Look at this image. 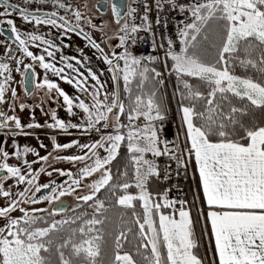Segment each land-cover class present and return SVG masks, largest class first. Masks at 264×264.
<instances>
[{"label": "snow or ice", "instance_id": "1", "mask_svg": "<svg viewBox=\"0 0 264 264\" xmlns=\"http://www.w3.org/2000/svg\"><path fill=\"white\" fill-rule=\"evenodd\" d=\"M83 7L0 0V264H264V0Z\"/></svg>", "mask_w": 264, "mask_h": 264}, {"label": "rangeland", "instance_id": "2", "mask_svg": "<svg viewBox=\"0 0 264 264\" xmlns=\"http://www.w3.org/2000/svg\"><path fill=\"white\" fill-rule=\"evenodd\" d=\"M72 2L74 3V6L79 7L80 10L82 12H87V10L83 7V4L85 3V0H72ZM86 2L89 4V6L94 5L96 3V0H86ZM89 15H92L93 13H88ZM105 20L108 19V16L104 17ZM94 22L99 24L100 23V19L98 20L97 17H94ZM16 23L17 26L21 28V30H25L26 28H30L31 26H27L24 25L18 18H16ZM42 31H48L47 27L44 26L41 29ZM85 30L87 31V27H85ZM53 35L56 34V29H51ZM93 35L98 36L97 33H93ZM63 41V46L60 49V52L57 53L56 55V63L57 66H60V55L63 54L67 57H72V56H76L77 58H80L81 55H87L89 57V66L93 67V70L99 71L101 69H104V65L102 64V62L98 61L95 57V50L91 49L90 46H87V42L82 38V37H78L76 36L74 33L68 34L62 38H60ZM5 39L0 36V41H4ZM57 43L59 44L60 41L58 40ZM81 50H83V52H81ZM0 52H2V48H0ZM73 64H75V61H71ZM38 72L41 74L40 78L42 79V75H43V70L42 69H37ZM82 71L84 69H81ZM66 71H68L66 69ZM51 77V73L48 74ZM19 75L16 74V80L19 81ZM106 78V77H105ZM56 79L58 83H60L61 87L68 92L69 94H74V89L72 87V85H69L67 83H65L64 81H59L58 78H53ZM17 90L20 96V102H25L28 104H36L39 103L40 98L43 96V92H36L34 96L29 97V98H25L23 91L18 87L17 85ZM62 102V100H61ZM49 108H57V105L54 103H46L44 105V109L45 111H47ZM58 110V115L61 118L67 119V115L64 111L63 108H57ZM18 114L21 116L22 119L26 120V121H31L33 113L31 110H28L26 112H19L18 110ZM35 119L38 122H43L45 119H47V117L44 116L43 112H41L39 109H36L35 113ZM75 122V121H74ZM37 134L40 137V140H42L45 144H50V141L48 139V135L45 133V130H36ZM73 132V136L72 137H67L65 135H61L58 137V139L60 140V142H67L69 139L71 138H79L81 140H86V138L84 137H80L75 130H72ZM18 143L20 144L21 147H23L25 144L29 145V146H37L38 145V141L35 138V136L33 137H29V138H25V137H19L18 138ZM41 154H45L44 150L42 149H38ZM50 150V149H49ZM31 159V157H29ZM57 167H61V168H68L69 165L67 164H63V163H58L56 165ZM49 179H53V180H58V182H62L64 179L66 178H60L57 177L55 174L49 178L47 175H42L40 177V183H45L47 182ZM42 206V205H41Z\"/></svg>", "mask_w": 264, "mask_h": 264}, {"label": "water", "instance_id": "3", "mask_svg": "<svg viewBox=\"0 0 264 264\" xmlns=\"http://www.w3.org/2000/svg\"><path fill=\"white\" fill-rule=\"evenodd\" d=\"M121 2H122V0H117V3H121ZM2 31L4 32V36L6 38L10 35V33L8 32L7 27L4 26V28H2Z\"/></svg>", "mask_w": 264, "mask_h": 264}, {"label": "flooded vegetation", "instance_id": "4", "mask_svg": "<svg viewBox=\"0 0 264 264\" xmlns=\"http://www.w3.org/2000/svg\"><path fill=\"white\" fill-rule=\"evenodd\" d=\"M97 19L99 20V17H97ZM4 26L5 27H7V25L6 24H0V30H2V28H4ZM4 39H6V37L3 35L2 36ZM41 77H43V75L41 76ZM19 79H20V76L18 77ZM29 98V97H28Z\"/></svg>", "mask_w": 264, "mask_h": 264}, {"label": "built area", "instance_id": "5", "mask_svg": "<svg viewBox=\"0 0 264 264\" xmlns=\"http://www.w3.org/2000/svg\"><path fill=\"white\" fill-rule=\"evenodd\" d=\"M13 2H18V0H13ZM49 9H50V6H49ZM61 14H63V13L61 12ZM185 191L187 192L186 184H185Z\"/></svg>", "mask_w": 264, "mask_h": 264}, {"label": "trees", "instance_id": "6", "mask_svg": "<svg viewBox=\"0 0 264 264\" xmlns=\"http://www.w3.org/2000/svg\"><path fill=\"white\" fill-rule=\"evenodd\" d=\"M189 183H190V180H189ZM186 187H187V191H188V184H186Z\"/></svg>", "mask_w": 264, "mask_h": 264}, {"label": "crops", "instance_id": "7", "mask_svg": "<svg viewBox=\"0 0 264 264\" xmlns=\"http://www.w3.org/2000/svg\"><path fill=\"white\" fill-rule=\"evenodd\" d=\"M191 198V195H189V199Z\"/></svg>", "mask_w": 264, "mask_h": 264}]
</instances>
